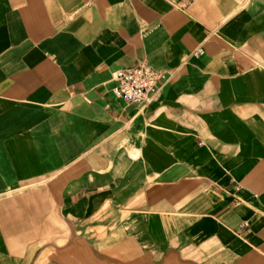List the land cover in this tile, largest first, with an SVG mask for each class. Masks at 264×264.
<instances>
[{"label": "crops", "instance_id": "1", "mask_svg": "<svg viewBox=\"0 0 264 264\" xmlns=\"http://www.w3.org/2000/svg\"><path fill=\"white\" fill-rule=\"evenodd\" d=\"M0 264H264V0H0Z\"/></svg>", "mask_w": 264, "mask_h": 264}, {"label": "built area", "instance_id": "2", "mask_svg": "<svg viewBox=\"0 0 264 264\" xmlns=\"http://www.w3.org/2000/svg\"><path fill=\"white\" fill-rule=\"evenodd\" d=\"M201 49L195 52L202 54ZM162 75L145 63L116 71L113 75V94L131 105L147 104L158 90Z\"/></svg>", "mask_w": 264, "mask_h": 264}]
</instances>
